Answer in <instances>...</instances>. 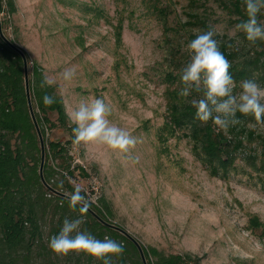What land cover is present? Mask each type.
I'll return each mask as SVG.
<instances>
[{
  "label": "rangeland",
  "instance_id": "374dc122",
  "mask_svg": "<svg viewBox=\"0 0 264 264\" xmlns=\"http://www.w3.org/2000/svg\"><path fill=\"white\" fill-rule=\"evenodd\" d=\"M13 3V13L6 8L9 18L4 34L28 59L26 88L37 67L43 76L54 79L52 87L67 114L83 100L103 98L113 109L109 119L138 140L131 153L138 162L132 163L103 145L74 146L66 129L46 126L47 141L67 147L72 169L80 166L89 174L83 177L75 169L71 184L95 203L105 198L111 222L145 248L191 256L199 264H264V125L248 116L229 128L224 134L231 146L225 167L205 155L190 123L178 127L170 121L172 106L181 108L199 98L195 92L187 98L178 95L181 69L189 59L186 44L191 39L215 28L220 47L232 45L229 52L249 45L219 3ZM244 53L235 54L236 58L243 62ZM70 67H75L76 76L65 82L60 74ZM252 75L232 74L235 91L246 79L264 87L262 72ZM50 119L57 123L55 114ZM50 230L47 221L45 231Z\"/></svg>",
  "mask_w": 264,
  "mask_h": 264
},
{
  "label": "trees",
  "instance_id": "16d2710c",
  "mask_svg": "<svg viewBox=\"0 0 264 264\" xmlns=\"http://www.w3.org/2000/svg\"><path fill=\"white\" fill-rule=\"evenodd\" d=\"M3 1L9 14L13 13V0H0V6ZM216 1L234 24L247 19L244 0ZM259 19L264 20V12ZM7 24L5 21V27ZM221 46L226 58L231 59V75L252 78V72L259 70L264 78V41L249 42L247 49L230 52ZM243 50L242 58L245 55L246 59L242 62L235 54ZM25 63L28 67L25 53L21 55L0 36V264H102L83 252L60 256L48 247L49 238L59 232L65 217L75 219L81 215L79 206L75 211L69 207V195L76 189L70 182L74 170L78 168L83 177L89 174L80 166L72 169V156L65 145L47 141L46 126L52 129L58 125L72 136L66 108L53 87H40L44 76L37 67L26 88ZM240 65L243 67L239 69ZM45 94L55 95L56 103L46 107ZM195 112L192 105L172 106L170 121L178 127L190 123L192 135L201 143L205 155L226 167L231 147L227 136L217 132L211 121L203 124L195 119ZM54 114L57 123L50 119ZM237 115L239 119L246 118ZM111 217L109 203L101 198L83 214L82 229L99 239L107 236L124 245V253L113 257V264H199L191 256L164 255L155 248H145L134 237L124 235ZM47 221L51 223L49 234L45 231ZM59 257L62 262L55 260Z\"/></svg>",
  "mask_w": 264,
  "mask_h": 264
},
{
  "label": "clouds",
  "instance_id": "9594fccd",
  "mask_svg": "<svg viewBox=\"0 0 264 264\" xmlns=\"http://www.w3.org/2000/svg\"><path fill=\"white\" fill-rule=\"evenodd\" d=\"M244 5L247 19L238 23L235 30L242 32L252 44L264 41V22L259 19L264 12V0H244ZM216 35L215 28H209L186 44L189 59L181 69L182 87L178 95L187 98L194 92L199 94V98L191 100L196 109L195 119L203 124L211 121L218 132L227 134L230 127L243 123L238 113L244 117L252 116L256 124L264 125V87L255 80L246 79L240 82V91H235L237 83L230 73L231 64L221 51ZM60 76L63 81L70 82L76 76L75 67L65 68ZM54 83L52 77L44 75L40 87H52ZM43 103L46 107L55 104L56 96L45 94ZM112 111L103 98L81 101L67 114L72 143L74 146L82 143L103 145L136 163L138 157L131 153L138 140L130 131L109 119ZM82 192L77 187L69 195L70 209L75 211L79 206L81 215L75 219L65 217L59 232L49 238L48 247L56 255L83 252L102 264H113L112 258L124 253V245L107 236L99 239L82 229L83 214L94 202V198Z\"/></svg>",
  "mask_w": 264,
  "mask_h": 264
},
{
  "label": "built area",
  "instance_id": "2783aa9c",
  "mask_svg": "<svg viewBox=\"0 0 264 264\" xmlns=\"http://www.w3.org/2000/svg\"><path fill=\"white\" fill-rule=\"evenodd\" d=\"M9 18V14L7 15L6 13V5H5V1H3V5L0 6V36L4 39V41L6 43H8L10 46L14 45V43H12L13 41H11L9 38L6 37V35L4 34V31L6 29L4 22L7 21V19ZM12 47V46H11Z\"/></svg>",
  "mask_w": 264,
  "mask_h": 264
},
{
  "label": "water",
  "instance_id": "95a60500",
  "mask_svg": "<svg viewBox=\"0 0 264 264\" xmlns=\"http://www.w3.org/2000/svg\"><path fill=\"white\" fill-rule=\"evenodd\" d=\"M12 46V48L13 49H15L17 52H19L21 55H23V53H22V51L21 50H19V49H17V47L16 46H14V45H11ZM24 62H26V58H25V56H24ZM25 68H26V74H27V63H25ZM28 88V87H27ZM28 100H29V102H30V97L28 98ZM31 104V103H30ZM29 104V105H30ZM31 106V105H30ZM44 160V159H43ZM43 164H44V161H43ZM42 168H43V165H42ZM41 172H42V170H41ZM124 234V233H123ZM124 235H126V236H128V237H130L129 235H127V234H124ZM131 238V237H130ZM133 239V238H132ZM136 240H134L133 239V242H135ZM135 243H137V242H135Z\"/></svg>",
  "mask_w": 264,
  "mask_h": 264
}]
</instances>
